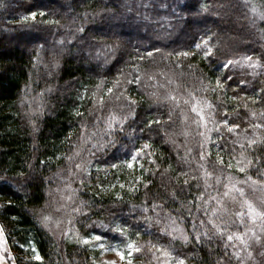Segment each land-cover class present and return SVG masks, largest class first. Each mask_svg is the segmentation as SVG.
<instances>
[{
	"label": "trees",
	"instance_id": "16d2710c",
	"mask_svg": "<svg viewBox=\"0 0 264 264\" xmlns=\"http://www.w3.org/2000/svg\"><path fill=\"white\" fill-rule=\"evenodd\" d=\"M63 177L85 236L122 229L149 262L159 245L232 259L241 201L216 207L230 177L264 181V0H0V223L18 264H94L40 220Z\"/></svg>",
	"mask_w": 264,
	"mask_h": 264
},
{
	"label": "rangeland",
	"instance_id": "374dc122",
	"mask_svg": "<svg viewBox=\"0 0 264 264\" xmlns=\"http://www.w3.org/2000/svg\"><path fill=\"white\" fill-rule=\"evenodd\" d=\"M247 65H249L248 59H243L235 64V66L242 68ZM251 65L255 70L260 66L256 61ZM196 108L202 120V127L207 130L205 133L206 137L215 140L216 134L212 132L218 130L219 127L209 122L208 114L203 104L199 102L196 104ZM235 128L231 124L227 125L228 131L235 132ZM246 136L245 133L243 136L240 135L242 137L241 140H246ZM215 152L218 157L221 156L216 147ZM62 180L63 186L58 197L52 200V205L49 204L42 210L43 215L40 217L42 224L54 235L57 241L62 244L73 242L87 247L91 252V262L94 264H129V261L131 264H178V261L181 260L170 249L159 245L156 246V249L152 248L154 251L150 250V253L153 254L150 263L143 259L147 257L145 253H142V255L136 254L139 252L127 248V245L131 243L134 247L140 249L139 245L135 244L134 239L122 231H120V236L113 239L100 234H91L89 236L81 234L68 216L74 196L73 191L70 190L72 188L69 184L71 182L70 177H63ZM235 199L241 201V207L238 211H233L235 212L234 220L238 225H243V229L242 232H236L234 235L232 259H227L223 264H264V217L258 215L259 212H264V181L249 177L238 179L230 177L228 187L218 198L216 214L218 211L226 212L227 203H233ZM249 205L256 210L255 213H249ZM253 215L256 216L255 220L252 219ZM0 228H2V232H0V264H18L19 257L11 250L1 223ZM169 230L174 239L181 237L185 240L187 238L186 232L179 222H172L169 225ZM237 236L242 237V239L236 238ZM256 236H259L260 240H257ZM96 237H100V239L97 240ZM85 240H87V243H85ZM100 245H103V247ZM129 252H131V256L128 255ZM119 253H123V257ZM36 256L34 251L33 259H36ZM22 259L24 261L31 260V258L23 256Z\"/></svg>",
	"mask_w": 264,
	"mask_h": 264
},
{
	"label": "snow or ice",
	"instance_id": "6c2138e0",
	"mask_svg": "<svg viewBox=\"0 0 264 264\" xmlns=\"http://www.w3.org/2000/svg\"><path fill=\"white\" fill-rule=\"evenodd\" d=\"M32 15H33V17H34V16H35V13H33ZM81 30H82V29H81ZM202 43H204L205 47L207 46V42H206V41H204V42H202ZM195 47L199 49V48H201V44H196ZM211 52H212V50H211L210 48H209L206 52H204L205 57L210 56V55H211ZM148 55L151 56L152 53L149 52ZM180 55L187 56V55H189V53L185 52V53H181ZM247 59H250V58H247ZM231 63H233V62H232V61H229V62H228V64H231ZM224 67H227V64L224 65ZM138 79H139V78L136 79V82H138ZM130 82H131V81H130ZM218 84H219V81H218ZM111 91H112V89H108V92H109V93H111ZM101 103H103V99H102V98H101ZM133 103H134V101H133ZM77 114H79V113H77ZM150 123H151V122H150ZM110 127H111V125H110ZM144 147L147 148V147H149V145L145 144ZM140 151H142V150H137V152H140ZM136 159H137V156H136V155H133L132 158H131V160H129V161L127 162V163H128V167H132V161H135ZM221 162H222V161H221ZM115 166H116V165H113V167H115ZM229 166H231V165H229ZM241 171H243V169H241ZM185 183H187V181H185ZM121 186H123V185H121ZM255 211H256V210L253 209V208L251 207V205H249V213H255ZM258 215L261 216V217H264V212H259ZM45 219H47V217H45ZM252 219L255 220V219H256V216L253 215V216H252ZM118 231H122V229H118ZM0 232H2V228H0ZM205 235H206V234H205ZM254 235H255V234H254ZM236 238H238V239H242V237H239V236H237ZM96 239L99 240L100 237H96ZM196 239L199 240V239H200V236L197 235ZM233 239H234V236H233V235H228V240H229V241H231V240H233ZM256 239H257V240H260V237H259V236H256ZM85 243H87V240H85ZM100 246L103 247V245H100ZM127 248L132 249V250H134V251H139V250H140L138 247H134V245L131 244V243H129V244L127 245ZM119 254L123 257V253H119ZM128 255L131 256V252H129ZM35 258L38 259V260L41 259V257H39V255H37ZM129 264H131L130 261H129ZM178 264H184V261H183V260H180V261H178Z\"/></svg>",
	"mask_w": 264,
	"mask_h": 264
}]
</instances>
